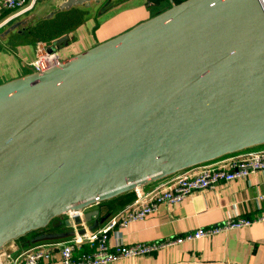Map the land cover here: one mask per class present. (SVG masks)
Returning <instances> with one entry per match:
<instances>
[{
    "label": "water",
    "instance_id": "95a60500",
    "mask_svg": "<svg viewBox=\"0 0 264 264\" xmlns=\"http://www.w3.org/2000/svg\"><path fill=\"white\" fill-rule=\"evenodd\" d=\"M262 144L264 0H171L115 37L0 84V250L67 213Z\"/></svg>",
    "mask_w": 264,
    "mask_h": 264
},
{
    "label": "crops",
    "instance_id": "0c3cea01",
    "mask_svg": "<svg viewBox=\"0 0 264 264\" xmlns=\"http://www.w3.org/2000/svg\"><path fill=\"white\" fill-rule=\"evenodd\" d=\"M38 1L36 0L32 7L33 12L38 14L35 21L54 16L59 12L57 6L63 0H43L45 3L40 8ZM132 1L119 0L117 3L120 6L130 4ZM138 1L136 7H125L126 9L118 14L114 13L117 8L114 7L115 2L111 7L109 5L107 9L101 11V15H104L102 17L100 14L96 16L89 14L88 10L95 9L97 7L95 5L74 6L88 13L75 28L50 41H33L24 34L23 29H15L13 25L9 27L13 20L4 22L10 15H4L6 9L0 6V84L32 72L30 63L36 56L39 43H43L52 51L54 41L65 37L57 51L60 58L65 60L157 14L152 13L150 8L151 5H155L154 0ZM138 12H141V15L122 20ZM155 186L147 184L125 194L136 197L137 191L148 192ZM259 196L263 198L259 199ZM120 207V200H115L99 203L84 212L67 213L64 216L69 226L64 232L68 236L43 243L67 242L73 239L76 233H95L105 226L111 216L122 210L119 209ZM94 210L99 212V217L85 223L83 214ZM263 211L264 171L251 174L246 179L221 182L212 189L195 191L178 203L163 204L157 213L149 215L142 222L111 231L108 235V243L109 246L119 243L130 246L138 243L163 242L200 228L217 225L225 220L235 218L254 220L263 214ZM31 241L30 238L29 240L20 238L7 243L0 250V264H7L8 256L17 257L25 253L33 246ZM53 249L55 254L49 264H58L59 252L55 250L56 248ZM90 249L89 243L84 242L77 254L89 252ZM112 264H264V220L199 240L170 245L150 255L124 259Z\"/></svg>",
    "mask_w": 264,
    "mask_h": 264
},
{
    "label": "built area",
    "instance_id": "2783aa9c",
    "mask_svg": "<svg viewBox=\"0 0 264 264\" xmlns=\"http://www.w3.org/2000/svg\"><path fill=\"white\" fill-rule=\"evenodd\" d=\"M35 1L0 0L1 7L13 10V13L4 22L31 9ZM61 61L62 59L56 51H50L43 43H39L36 48V56L30 63V67L32 71L40 73ZM262 171H264V144L196 164L151 183L156 186L148 192L137 191L134 201L111 216L99 231L86 234L76 233L73 235V239L67 242L36 244L22 255L8 256L7 264H49L55 254L53 248L59 252L58 264H112L124 259L150 255L164 247L184 241L199 240L220 232L249 226L253 222L263 221L264 211L254 220L248 218L225 220L217 225L200 228L163 242L138 243L130 246L120 243L109 246L108 243V235L111 231L117 228H126L132 223L142 222L149 215L157 213L163 204L178 203L195 191L212 189L221 182L246 179L249 175ZM262 198L259 196V199ZM84 242L89 243L90 251L77 254Z\"/></svg>",
    "mask_w": 264,
    "mask_h": 264
},
{
    "label": "trees",
    "instance_id": "16d2710c",
    "mask_svg": "<svg viewBox=\"0 0 264 264\" xmlns=\"http://www.w3.org/2000/svg\"><path fill=\"white\" fill-rule=\"evenodd\" d=\"M159 1V0H154ZM175 3H179L183 0H173ZM162 10H159L156 13H159ZM13 13L12 9H6L4 15H10ZM87 11L79 9L78 7H73L68 10H62L54 14L50 18H41L38 20H33L29 26L22 28L26 36H29L33 41L42 40L50 41L55 38L60 37L61 35L67 33L69 30L75 28L85 17ZM28 28V29H27ZM135 199V196L131 194H122L111 200L105 201L106 203L112 202L115 200H120L121 207L119 209L125 208L127 205L131 204ZM104 202H101L102 204ZM68 225V220L65 216L54 220L48 228L39 231L27 234L22 238H27L28 235H31L30 239H34L40 234H65L64 230ZM54 241V240H52ZM45 241L33 243V246L36 244H41Z\"/></svg>",
    "mask_w": 264,
    "mask_h": 264
},
{
    "label": "rangeland",
    "instance_id": "374dc122",
    "mask_svg": "<svg viewBox=\"0 0 264 264\" xmlns=\"http://www.w3.org/2000/svg\"><path fill=\"white\" fill-rule=\"evenodd\" d=\"M118 1L119 0H110V2L107 4V6H106V3H104L100 8H98L99 7L98 5L92 3L91 6L92 5H95L97 7L95 9L90 8L88 10V12H89L90 15H94V16H96L98 14L101 15V11L103 12L105 10V8L107 9V7L109 5L111 7L116 2V4L114 5V7H117V8L114 10V13L115 14H118V13L122 12L124 9H126L125 7H127V8H134V7H136L137 4H139V1L138 0H133L130 4H124V5H120L119 6V4L117 3ZM44 3H45V1L39 0L38 1V7L40 8L42 5H44ZM154 4H155L154 6H152V5L150 6L152 13L158 12L159 10H165V9H167L169 6H171V0H160L158 2L157 1H154ZM31 9L25 10V11L19 13L17 16L14 17V19L12 18L13 21H12V23H11V25L9 27H11L13 25V27L15 29H21L22 30V28L29 26L30 23L34 19H36V17L38 16V14H35V12H33V9L32 10ZM136 15H141V12H138V13H136L134 15H131V16H128V17H124V18H122V20H126L127 18L134 17ZM102 16H104V15H101V17ZM15 29L13 31H15ZM259 147H263V146H259ZM30 237H31V235H29V238ZM29 238H26V239L29 240Z\"/></svg>",
    "mask_w": 264,
    "mask_h": 264
},
{
    "label": "flooded vegetation",
    "instance_id": "af4514ba",
    "mask_svg": "<svg viewBox=\"0 0 264 264\" xmlns=\"http://www.w3.org/2000/svg\"><path fill=\"white\" fill-rule=\"evenodd\" d=\"M110 2V0H98V2L96 3L95 1H93V0H91L90 2H89V6L92 4V3H94V4H96V5H98L99 7L98 8H100L104 3H106V6H107V4ZM85 5V4H84ZM105 6V7H106Z\"/></svg>",
    "mask_w": 264,
    "mask_h": 264
}]
</instances>
